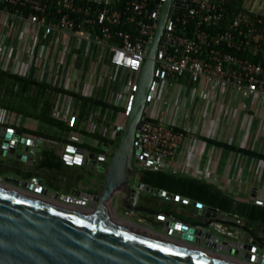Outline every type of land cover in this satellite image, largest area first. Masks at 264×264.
Wrapping results in <instances>:
<instances>
[{
    "label": "built area",
    "instance_id": "2783aa9c",
    "mask_svg": "<svg viewBox=\"0 0 264 264\" xmlns=\"http://www.w3.org/2000/svg\"><path fill=\"white\" fill-rule=\"evenodd\" d=\"M248 1L0 0V69L23 77L32 73L40 82L114 106L112 109L94 105L88 115L81 118L80 114L77 117L67 108L60 107V97L67 94L57 93L52 109V116L69 128L70 139L64 140L63 146L64 163L73 167L77 160L83 162L91 153H105L106 163L116 148L117 132L125 129L139 74L168 7L158 46L155 77L132 163L138 172L187 174L213 182L212 171L193 162L186 153L194 143L205 141L203 138L222 142L221 137L210 133L207 136L196 134L190 129L188 119L197 97L208 102L207 113L214 106L225 103L227 95L238 101L232 103L237 107L245 101L264 103V11ZM18 23L19 35L14 37L10 30ZM15 39L16 47L11 44ZM39 41L37 67L33 58L38 59L39 55L30 46ZM52 43L62 49L60 63L55 69L48 66L49 59L42 52L43 49L48 51ZM66 53L71 56L69 66L75 71L72 75L58 72ZM81 58L83 61L77 66ZM37 92L38 88L34 87L29 94L34 97ZM44 95L48 97L50 90ZM106 109L113 118L106 116L103 111ZM122 112L125 115L119 123ZM17 116L12 109L0 105V158L16 159L18 151L22 156L16 160L36 165L37 161L31 155L38 151L39 140L42 139L44 144L45 138L28 137L23 129L15 127ZM17 131L21 134L17 135ZM84 136L92 139V145L82 142ZM22 138L30 139L31 143L26 145L29 150L23 149ZM104 143H108L106 151L102 150ZM80 148L84 149L82 153H79ZM10 149L15 151L13 156L9 154ZM14 177L20 181L11 183L13 187H40L38 177ZM3 181L4 176L0 174V182ZM83 195L67 199L81 206L86 202ZM160 198L181 206L192 205L190 199ZM135 204L137 200L133 202ZM123 212L134 223L152 231L167 229L168 218L152 216L155 220L147 223L140 216L144 213ZM215 217L216 220L207 227H191L195 241H187L206 251L239 259V255H229L226 250L246 251L237 240L240 236L237 225H244L245 218L224 210ZM176 224L183 225L181 222ZM175 230L180 234V228ZM199 240L209 244L204 245Z\"/></svg>",
    "mask_w": 264,
    "mask_h": 264
},
{
    "label": "water",
    "instance_id": "95a60500",
    "mask_svg": "<svg viewBox=\"0 0 264 264\" xmlns=\"http://www.w3.org/2000/svg\"><path fill=\"white\" fill-rule=\"evenodd\" d=\"M167 14L168 7L139 74L125 129L116 134L117 145L111 157L104 163L105 153H91L85 161L74 163L75 167L91 165L102 173V189L96 193L85 192L82 199L86 202L78 206L67 199L83 193L76 187L60 198V192L50 190L41 178L40 187L30 186L31 189L13 187L11 183L18 184L20 181L14 174L0 182V264H264V227L261 223L245 219L244 225H237L240 230L237 240L246 251L226 250L229 255L240 256L234 259L188 242L195 241L191 227L209 226L216 220L215 215L223 213V210L211 205L204 207L203 202L195 200L192 202L193 209H189L187 214L192 213V219H189L139 202L142 191L156 197L189 199L147 184L144 174L138 172L132 163L140 123L155 77L158 46ZM124 115L120 113L119 123ZM21 142L24 150L30 149L26 146L31 143L30 139L22 138ZM42 145L43 140L40 139L38 151ZM107 148L108 143H104L102 150ZM79 150V153L84 151L82 148ZM14 153V149L9 150L10 155ZM21 156L18 151L15 153L16 159H21ZM22 185L25 186L26 182L23 181ZM135 200L137 204L133 205ZM109 201L114 213L106 208ZM252 201H255V194ZM258 204L264 205V201H258ZM119 208L160 219L168 218L165 222L167 229L164 233L134 222H122L117 216ZM175 228H180V234ZM212 247L216 245L212 244Z\"/></svg>",
    "mask_w": 264,
    "mask_h": 264
},
{
    "label": "crops",
    "instance_id": "0c3cea01",
    "mask_svg": "<svg viewBox=\"0 0 264 264\" xmlns=\"http://www.w3.org/2000/svg\"><path fill=\"white\" fill-rule=\"evenodd\" d=\"M249 1H251V5L259 9L261 8L264 11V0ZM19 24L15 25V27L17 26L15 30V27H12L10 30V33L14 37L19 35ZM15 42L16 39L12 40L11 44L16 47V44L14 45ZM30 48H34L36 55H39L38 59L36 56L33 58L34 65L38 67L40 41L37 44L31 45ZM42 52L49 59L48 66L55 69L59 65L60 58L62 57L61 46L52 43L48 51L43 49ZM70 60L71 56L66 53V63L61 64L60 71L58 72L72 75L75 71L69 66ZM81 61H83V58L80 59L77 66H80ZM8 67L10 68V65ZM234 99V97L227 95L224 99L225 103L214 106L212 111L207 113L208 102L201 101L197 97L194 102L192 114L188 119L190 120V129L202 136H207L208 133L213 136L217 135L221 137L220 140L222 142L264 154V103L255 102L250 104V101H245L240 107H237V105L233 106L232 104L236 101ZM176 100L178 101L179 97ZM13 102L16 107L21 106L20 109H24L27 106L26 100L23 102L18 99ZM59 103L62 109L65 107L68 112L79 117L80 101L78 99L62 95ZM28 106L30 107V104ZM13 111L18 115L16 117L15 127L24 130L40 131L54 136L58 140L45 139L42 148L35 152L34 155H31L32 159H36V165L22 163L13 158L1 157L0 174L4 177L14 174L22 179L38 177L46 181L45 184L50 190H58L62 194H66L74 187L83 191L84 194L85 192L96 193L102 189L100 186L104 183V175L99 173L96 168L91 165L71 167L66 165L62 160L63 146L66 144L64 140L69 141L70 139L68 130H61L56 126L44 123L36 118L28 117L20 111V113L14 109ZM103 111L106 112V116L113 118L110 110L107 111L106 109ZM28 119L30 122H28ZM26 134L28 137H36L28 132ZM81 140L83 143L92 145V139L88 136L82 137ZM189 154L193 162L206 166L212 171L215 177L213 182H207L187 174H181L179 176L184 179V183L178 186V184L173 183L175 178L173 176L175 175L167 172H157V175L154 176L151 171V174L148 171L143 173L144 181L152 187H158L175 194L184 195L192 202L195 200L203 202L202 199L205 197L210 201L207 204L224 211L240 214L245 219L250 220V222L261 223L264 227V205L258 204V201L264 200V159L228 150L207 141H200L191 145L186 155ZM10 162L25 164L27 170L23 171L22 169L18 173H14L8 166ZM90 175H95L96 178L99 177V179H102H92V183H85L83 180L84 177H89ZM168 177L171 179L169 180ZM206 191L209 194L203 196V193ZM253 194H255V201H252ZM157 198L163 203L164 200L160 197ZM238 202L243 204V206L240 208L235 206ZM164 203L173 207L178 206L179 208L189 207V205L181 206L173 202L164 201ZM106 208L110 213H114V207L111 206V201L106 203ZM119 214L125 215L123 210H120Z\"/></svg>",
    "mask_w": 264,
    "mask_h": 264
},
{
    "label": "trees",
    "instance_id": "16d2710c",
    "mask_svg": "<svg viewBox=\"0 0 264 264\" xmlns=\"http://www.w3.org/2000/svg\"><path fill=\"white\" fill-rule=\"evenodd\" d=\"M34 87L38 88V92H37V96L33 98L29 93ZM46 90H50V95L48 97L44 95ZM57 93L67 94L81 101V108H80L81 118H85L88 115L90 108L94 105H99L105 108L114 109V106H111L110 104L103 102L101 100L85 97L77 93L71 92L69 90L40 82L33 77L32 73L27 77H23L0 69V105L1 104L6 105L7 103L12 109L17 108L18 109L17 111H24L27 116L34 117L44 123L56 126L61 130H68L69 128L67 127V125H65V123L57 120L52 116V109L54 106L53 102L55 99V95ZM15 98H18L23 102L24 100H26L27 102L26 105L28 106L30 104L31 107L29 108L26 106L27 109L24 107H23L24 109H20L21 106L19 105H18L19 107H16L13 102ZM33 111H35L36 113ZM23 131L28 132L31 135L42 137L45 139H52V140L57 139L54 136L47 135L45 133L38 131L24 130V129ZM91 135L100 138V136H98L97 134H91ZM203 139L211 144L226 148L228 150L237 151L253 157H259L264 159V154H260L255 151H251L245 148H240L226 142H220L209 138H203Z\"/></svg>",
    "mask_w": 264,
    "mask_h": 264
},
{
    "label": "rangeland",
    "instance_id": "374dc122",
    "mask_svg": "<svg viewBox=\"0 0 264 264\" xmlns=\"http://www.w3.org/2000/svg\"><path fill=\"white\" fill-rule=\"evenodd\" d=\"M15 100H18V99L15 98ZM1 105L4 106V107H6V108H8V109H12V108H10V106L7 103H6L7 106L6 105H3V104H1ZM14 110L17 111L18 109L15 108ZM20 112L22 114L26 115L24 111H20ZM33 112H35V111H33ZM28 117H30V116H28ZM32 118H34V117H32ZM28 122H30L29 119H28ZM38 132H40V131H38ZM8 166H9L10 170H12L14 173H16V172L18 173L22 169H23V171L24 170H27V168H25L26 167L25 164H21V163H18V162H10L8 164ZM142 173H144V172H142ZM173 177H175L174 180H173V183L178 184V186H181V183H184L183 182L184 179L181 178L179 175H178V177H176V175L173 176ZM92 179L93 180H96V179L101 180L102 178L99 179V177L96 178L95 175H92V176L90 175L89 177L88 176L84 177L83 180H84L85 183H92ZM168 179L170 180L171 178L168 177ZM102 187H103V185L100 186V188H102ZM205 194L207 195L209 193L206 191V192L203 193V196H205ZM202 200H203V203L204 204L209 205L207 203L210 202V201H208L205 197H203ZM139 202L142 203V204L148 205L150 208L155 209V210L173 211L177 216L192 219V216L191 215H187V214H189V209H191V210L193 209L192 206L191 207H188V208L187 207H180L182 209H180L178 206H174L173 207L171 205H167L165 203L160 202L159 199L156 196H154V195H152V194H150L148 192H145V191H142L140 193ZM235 206H237V207L240 208V207L243 206V204H241V203L238 202V203L235 204ZM120 210H122V209L119 208V211L118 212H120Z\"/></svg>",
    "mask_w": 264,
    "mask_h": 264
},
{
    "label": "flooded vegetation",
    "instance_id": "af4514ba",
    "mask_svg": "<svg viewBox=\"0 0 264 264\" xmlns=\"http://www.w3.org/2000/svg\"><path fill=\"white\" fill-rule=\"evenodd\" d=\"M152 172V171H151ZM151 172L150 171H148V173H150L151 174ZM154 174V176L155 175H157V172H153L152 173V175ZM153 176V177H154ZM163 203H164V201H163ZM192 205H190L189 207H191ZM119 211V210H118ZM117 216H118V218L120 219V220H123V221H126V222H134L133 221V219H131V218H128V217H126L125 215L123 216V215H120L119 214V212H117ZM140 216L141 217H143L146 221H147V223L148 222H152V221H154L155 219H154V217H152V216H149L148 214H140Z\"/></svg>",
    "mask_w": 264,
    "mask_h": 264
},
{
    "label": "bare ground",
    "instance_id": "6f19581e",
    "mask_svg": "<svg viewBox=\"0 0 264 264\" xmlns=\"http://www.w3.org/2000/svg\"><path fill=\"white\" fill-rule=\"evenodd\" d=\"M122 222H125V221H122Z\"/></svg>",
    "mask_w": 264,
    "mask_h": 264
}]
</instances>
